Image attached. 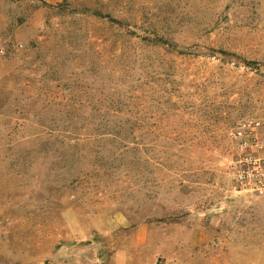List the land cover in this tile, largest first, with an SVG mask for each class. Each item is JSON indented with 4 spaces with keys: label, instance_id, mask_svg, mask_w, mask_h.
Instances as JSON below:
<instances>
[{
    "label": "rangeland",
    "instance_id": "1",
    "mask_svg": "<svg viewBox=\"0 0 264 264\" xmlns=\"http://www.w3.org/2000/svg\"><path fill=\"white\" fill-rule=\"evenodd\" d=\"M249 116L264 0H0V264H264Z\"/></svg>",
    "mask_w": 264,
    "mask_h": 264
},
{
    "label": "built area",
    "instance_id": "2",
    "mask_svg": "<svg viewBox=\"0 0 264 264\" xmlns=\"http://www.w3.org/2000/svg\"><path fill=\"white\" fill-rule=\"evenodd\" d=\"M234 184L239 191L264 196V121L249 116L231 132Z\"/></svg>",
    "mask_w": 264,
    "mask_h": 264
}]
</instances>
